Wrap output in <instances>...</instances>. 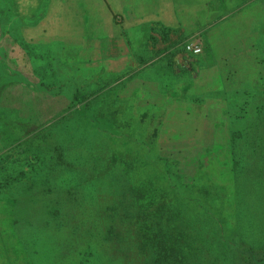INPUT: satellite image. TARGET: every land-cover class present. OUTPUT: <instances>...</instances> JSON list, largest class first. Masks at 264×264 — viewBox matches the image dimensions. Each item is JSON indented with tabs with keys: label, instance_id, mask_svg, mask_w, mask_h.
<instances>
[{
	"label": "rangeland",
	"instance_id": "rangeland-1",
	"mask_svg": "<svg viewBox=\"0 0 264 264\" xmlns=\"http://www.w3.org/2000/svg\"><path fill=\"white\" fill-rule=\"evenodd\" d=\"M186 5L200 18L169 51L118 0H0V264H264V0ZM119 37L126 55L108 61L100 51ZM156 157L175 164L155 165L174 171L168 198L191 200L171 208L188 230L166 235L170 258L117 225L128 186L158 180ZM124 160L130 182L111 200L106 168ZM246 183L253 236L234 251Z\"/></svg>",
	"mask_w": 264,
	"mask_h": 264
},
{
	"label": "trees",
	"instance_id": "trees-1",
	"mask_svg": "<svg viewBox=\"0 0 264 264\" xmlns=\"http://www.w3.org/2000/svg\"><path fill=\"white\" fill-rule=\"evenodd\" d=\"M84 100L85 99L81 98V101ZM75 101L77 100H72L71 102H75ZM257 125L258 124L256 122L254 129L257 128ZM155 135H157L156 129L153 130L151 137L153 138L155 137ZM131 142L136 143V141L134 140ZM123 153L124 154H122L121 152L122 156L127 155V152L123 151ZM150 158L151 157H149L148 159L150 160ZM144 160L147 161L146 157ZM159 162H163V164L166 165L169 164L168 166H170V168H172V166L175 165L174 163H167L165 160H163L160 157L154 158L153 160L154 164L150 165V167L153 168L152 169L153 173L149 172L148 176H156L158 180H155V184H151L152 183L151 181H147L143 179L141 181H133V184L128 186L127 188L128 202L126 205H124L123 210L119 211L120 214L116 215L117 225L119 228L121 227L122 223L131 224L129 227L134 226V228L131 231H134L135 237L136 238L139 237L143 239L141 241L142 245L140 247L142 251L146 249V253L151 252V254H153L154 256L157 255L158 253H161L162 251L164 256L166 255L170 258L175 248L174 245H171L172 243L167 239L166 235H172V234L180 235L181 233L180 236L182 237L184 231L188 230V228L186 229L182 226L183 224H179L180 222L173 226V224L177 223L178 221H176V217H175L176 213L174 212L173 214V210H171V208H173L175 204L176 207L187 206L191 200L188 201L184 199H178L175 201L174 199L168 198L169 195L171 196L176 195L175 193H173V191L176 190V188L170 184L171 182L170 178L173 175L171 171L173 173L174 171L169 170V168L161 169L158 171L155 165H157V163ZM120 165L122 166L123 169L120 168ZM238 165H239L238 162L232 161V166H230V170L233 169V167L236 168ZM114 166L115 164L110 163V166L107 165L106 168L107 171L111 173L109 179L110 182L107 186V188L109 189V193H110L109 195L111 197V200L114 198L116 192L118 191L116 189L119 188V185L123 184L121 181L122 178L126 179L125 182L126 185L129 184L130 176H127V173L132 168L131 162L125 160L121 161V163L118 162V164H116V168ZM143 166H146V164L141 163V168H143ZM135 183L138 184L136 185ZM246 185L250 187H247L246 190L237 192L236 194L233 193V200H235V196H237L238 200L240 201V205L238 206V208H241L242 205L244 206L243 210L238 212V217L236 219L237 223L241 224L240 227L242 228V233L241 234L236 233L234 226V232H231L233 236H227V238L230 237L229 240L231 241L230 244L227 243V245L230 246V248H232L233 250L235 248H238L239 251L240 248H245V249L248 248L245 244L241 242L243 239L246 238L247 234L249 239L253 236L249 232H247L246 235L245 233H243L245 231L244 225L248 217V212H250V214L252 213L251 210L247 211L248 208L244 204H245V200L249 201L251 199L252 197L251 190L255 188L253 185H256V183H246ZM244 195H245V200H244ZM192 201L193 204L191 203L190 206H194L197 203L196 201H194V199ZM12 204L13 203L11 202V205ZM112 207L113 208L111 209V211H115L117 209V204L113 205ZM201 211L203 210H201L200 207H197V209L194 212L200 214ZM38 218H40V216H38L37 214L35 216H32L33 220H37ZM219 226L221 227L219 230V235L223 237V234L225 233L222 230L221 224H219ZM131 231L129 232V234H131ZM42 237L43 236L34 237V240H36V242H39V239ZM233 239H239L240 243L234 241ZM32 252L37 253V251H32ZM172 259L173 261H176L175 256H173Z\"/></svg>",
	"mask_w": 264,
	"mask_h": 264
},
{
	"label": "crops",
	"instance_id": "crops-1",
	"mask_svg": "<svg viewBox=\"0 0 264 264\" xmlns=\"http://www.w3.org/2000/svg\"><path fill=\"white\" fill-rule=\"evenodd\" d=\"M114 2H116V0H114ZM174 2L176 3V0H118L120 6L119 10L121 11H119V15L124 21L131 20L133 26L137 29L141 25H145L148 29L152 28L151 35L153 36H157L155 32L158 34L159 31H162L166 35L168 34V37L166 35L164 36L167 37L165 38L166 44H171L165 46H168L166 49L170 51L179 41L191 34L192 31H190V29L192 25L190 24V19L192 17L200 18L199 11L198 15L195 13L192 14L189 5L183 6V3L189 2V0H181L180 3L183 11L180 15L177 14L180 19L173 21L171 18L172 10L170 4L175 5ZM203 11L205 12V10ZM147 37L148 34H146V38ZM119 39L120 41L110 42L108 44L109 46L106 44L105 48L100 51L108 61L126 55L123 51L121 53L119 52L122 38L119 37ZM174 39L175 41L178 40V42L176 43ZM113 43H119L118 48H116L117 45ZM117 50L119 52L118 54L116 53ZM147 50H150V48L148 47ZM130 58L133 59V57Z\"/></svg>",
	"mask_w": 264,
	"mask_h": 264
},
{
	"label": "built area",
	"instance_id": "built-area-1",
	"mask_svg": "<svg viewBox=\"0 0 264 264\" xmlns=\"http://www.w3.org/2000/svg\"><path fill=\"white\" fill-rule=\"evenodd\" d=\"M184 50L185 52L190 53L192 55H197L199 53V48L192 44H187Z\"/></svg>",
	"mask_w": 264,
	"mask_h": 264
}]
</instances>
